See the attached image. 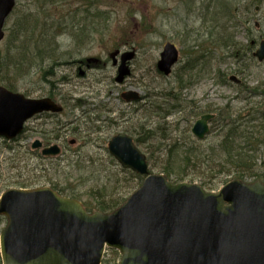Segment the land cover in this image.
<instances>
[{"label": "rangeland", "instance_id": "obj_1", "mask_svg": "<svg viewBox=\"0 0 264 264\" xmlns=\"http://www.w3.org/2000/svg\"><path fill=\"white\" fill-rule=\"evenodd\" d=\"M62 1L16 0L4 26L0 87L61 110L35 115L18 140L0 138V199L8 190L48 187L92 211L103 202H125L145 177L110 154L118 134L133 138L151 173L164 174L173 163L185 176L171 177L173 183L218 193L237 173L221 153L225 132L217 120L204 140L192 134L203 115L221 117L225 131L238 132L235 152L254 141L255 160L239 166L255 163L264 172V62L249 49L264 39V0ZM27 15L34 16L31 32L16 39V26ZM51 26L58 27L53 50L45 57L28 54ZM169 42L181 59L165 76L157 64ZM231 76L241 84L230 82ZM36 140L58 144L61 154L44 157L32 150ZM189 147L195 154L188 163L181 158ZM6 225L0 215V235ZM120 259L108 250L103 264Z\"/></svg>", "mask_w": 264, "mask_h": 264}, {"label": "water", "instance_id": "obj_2", "mask_svg": "<svg viewBox=\"0 0 264 264\" xmlns=\"http://www.w3.org/2000/svg\"><path fill=\"white\" fill-rule=\"evenodd\" d=\"M15 6L16 0H0V40ZM254 56L264 61V41ZM161 57L158 68L169 75L178 51L167 44ZM60 110L49 100L0 87V137L13 139L35 114ZM212 119L203 116L193 135L203 140ZM41 146L37 141L33 148ZM108 148L123 168L145 176L141 187L111 213H89L80 201L48 187L5 192L3 264H101L106 248L121 254L119 264H264V183L234 180L209 193L151 174L147 157L128 135L115 136ZM60 153L58 146L43 151L46 157Z\"/></svg>", "mask_w": 264, "mask_h": 264}, {"label": "trees", "instance_id": "obj_3", "mask_svg": "<svg viewBox=\"0 0 264 264\" xmlns=\"http://www.w3.org/2000/svg\"><path fill=\"white\" fill-rule=\"evenodd\" d=\"M85 3H90L89 1L90 0H83ZM62 2H67V0H63ZM231 9V8H230ZM233 9V7H232ZM225 13H226V10H225ZM24 21L23 22H20L17 26H16V30H15V36H16V39L19 38V40L21 38H25L27 36V34L29 32H31V27H30V23L33 22L34 20V16L31 15V16H28L27 17H24L23 18ZM58 28V27H57ZM57 28H55L53 30V26L51 27H47V32L48 33H44L41 35V38L39 37V39H35L36 42H39L35 45V47L33 48V50H27L26 52L28 54H36L37 56H43L45 57L43 54H47V50H53L52 49V42H51V39H55L57 37V34H54V31L57 30ZM75 28V27H74ZM70 29V28H69ZM64 30H66L64 28ZM72 33L74 32V30L71 31ZM15 39V40H16ZM18 40V41H19ZM227 42H230L229 40ZM227 42L223 41V44H227ZM13 47V46H12ZM17 49V46L14 47ZM23 48H25V46H23ZM253 46L250 47L249 49L253 50ZM18 50H19V46H18ZM13 53V49H8L7 51V56L10 54L12 55ZM1 59H2V51H0V62H1ZM1 72V71H0ZM220 117H218L217 119V122H220ZM226 130V128H224V131ZM228 134H225V139H224V142L221 143V146L219 147H222V152L220 150L221 153H223V155L226 156V161L228 164H230L234 169H236V178L237 179H240V180H246V179H253V181L255 180H261L264 182V172L261 173V172H257L254 168H256V164L253 163V165H248L245 168H243L242 166H239L240 163H242L244 160L247 161L250 160L252 158V160H255V153L256 151L254 150V148H256V143L253 141L254 143V146L248 147V149L246 151L243 152V149L241 152H235V149H234V146H235V143H231L232 142V138L233 136H236L237 137V134L238 132L235 130L234 131V128L230 131H227ZM192 149L193 148H187L186 149V154L184 156V159L181 158L182 160L186 161V162H190L191 160V156L193 154H195V152H192ZM214 152V150H213ZM243 152V153H242ZM250 152V153H249ZM176 151L174 150L173 152L171 151V156L172 158H176ZM172 154H175V156H173ZM173 161H176V160H173ZM172 162V161H171ZM170 162V163H171ZM186 168V167H185ZM181 171V168L180 167H175L173 163L169 164L168 166L164 167L163 168V172L165 175H167L169 178L171 177H175L176 179H179V181H183L184 179V175L181 176V174H183ZM55 190V188H54ZM123 202V201H122ZM118 203V204H106V203H100L98 207L94 208V209H98V210H101V211H107L109 212V210L113 211L114 209H116L117 207H119L121 205V203ZM85 205V204H84ZM85 207L89 210V211H92L90 209V207L88 205H85Z\"/></svg>", "mask_w": 264, "mask_h": 264}, {"label": "bare ground", "instance_id": "obj_4", "mask_svg": "<svg viewBox=\"0 0 264 264\" xmlns=\"http://www.w3.org/2000/svg\"><path fill=\"white\" fill-rule=\"evenodd\" d=\"M168 44H172V43H168ZM180 51V50H179ZM180 55H181V52H180ZM179 62H180V60H178L175 64H174V66H177L178 64H179ZM175 68V67H174ZM187 70L186 69H184V72H186ZM202 118V117H201ZM201 118L199 119V120H197L196 121V123L198 122V121H200L201 120ZM221 122V121H220ZM219 122V126H220V129L223 131L224 130V128H225V125H224V123L223 122H221L220 123ZM225 132V134H228V132L227 131H224ZM227 132V133H226ZM255 133V132H254ZM238 138L237 137H235V136H233V138H232V142L231 143H236V140H237ZM247 141H250V140H252L253 139V136H246V138H245Z\"/></svg>", "mask_w": 264, "mask_h": 264}]
</instances>
